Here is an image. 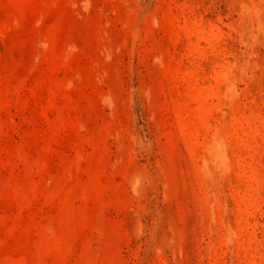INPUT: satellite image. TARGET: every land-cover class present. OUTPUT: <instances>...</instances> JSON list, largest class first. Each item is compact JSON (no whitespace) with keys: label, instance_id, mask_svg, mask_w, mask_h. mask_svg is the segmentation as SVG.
<instances>
[{"label":"rangeland","instance_id":"rangeland-1","mask_svg":"<svg viewBox=\"0 0 264 264\" xmlns=\"http://www.w3.org/2000/svg\"><path fill=\"white\" fill-rule=\"evenodd\" d=\"M0 264H264V0H0Z\"/></svg>","mask_w":264,"mask_h":264}]
</instances>
